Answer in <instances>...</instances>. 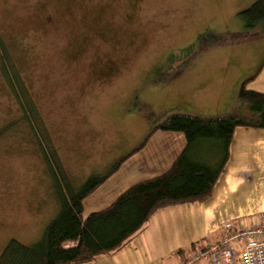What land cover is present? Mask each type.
Wrapping results in <instances>:
<instances>
[{
    "label": "rangeland",
    "instance_id": "374dc122",
    "mask_svg": "<svg viewBox=\"0 0 264 264\" xmlns=\"http://www.w3.org/2000/svg\"><path fill=\"white\" fill-rule=\"evenodd\" d=\"M257 1L0 0V34L39 113L22 118L0 74V256L11 239L39 242L59 213L54 161L80 188L173 115L229 116L236 83L264 61V22L248 28L239 17ZM204 72L196 88L184 83ZM259 75L249 87L264 91ZM179 136L184 143L154 132L87 200L85 216L150 178L156 152L178 148Z\"/></svg>",
    "mask_w": 264,
    "mask_h": 264
},
{
    "label": "trees",
    "instance_id": "16d2710c",
    "mask_svg": "<svg viewBox=\"0 0 264 264\" xmlns=\"http://www.w3.org/2000/svg\"><path fill=\"white\" fill-rule=\"evenodd\" d=\"M239 17L248 28L264 22V0L240 12ZM7 48L0 34V74L21 108L22 118L30 121L34 112L39 113L23 76L16 73L18 65L16 68L13 64ZM263 69L264 61L240 86L238 98L249 106V116L240 113L206 121L196 116L173 115L156 128L140 148L113 165L107 174L93 175L76 189L66 182L67 173L61 170L57 160H53L58 173L53 172L54 196L61 207L59 213L33 246L11 239L1 253L0 264H90L101 255L121 251L145 231L157 211L208 201L227 167L235 129L240 126L264 129V91L249 87ZM157 131L179 133L186 138L185 148L170 169L132 185L110 207L85 216L87 198L119 172L130 156L141 151ZM41 148L52 169L46 150L42 145Z\"/></svg>",
    "mask_w": 264,
    "mask_h": 264
},
{
    "label": "crops",
    "instance_id": "0c3cea01",
    "mask_svg": "<svg viewBox=\"0 0 264 264\" xmlns=\"http://www.w3.org/2000/svg\"><path fill=\"white\" fill-rule=\"evenodd\" d=\"M246 63L244 61L245 65ZM258 68L257 65L250 66L249 71L236 83L232 90L236 101L241 84L253 76ZM207 76L205 72L197 73L194 77H189V80L185 78L184 83L188 88L194 89L197 84L205 82ZM236 101L230 115L242 112L243 103L239 98ZM234 132L227 167L220 175L208 201L157 211L145 231L121 251L101 255L90 264H186L191 252L211 247L223 238L221 230L226 223L233 222L235 230L256 226L260 216L264 214V129L240 126ZM179 137L178 148L164 147L156 152L157 159L153 162L156 168L148 179L160 176L170 169L185 148L186 138L184 137L183 143L181 136ZM147 145L148 143L145 146ZM109 181L110 178L97 191ZM194 264H208V260Z\"/></svg>",
    "mask_w": 264,
    "mask_h": 264
},
{
    "label": "built area",
    "instance_id": "2783aa9c",
    "mask_svg": "<svg viewBox=\"0 0 264 264\" xmlns=\"http://www.w3.org/2000/svg\"><path fill=\"white\" fill-rule=\"evenodd\" d=\"M251 228L234 229L233 222L222 228L223 238L208 248H201L189 255L186 264H264V214Z\"/></svg>",
    "mask_w": 264,
    "mask_h": 264
}]
</instances>
